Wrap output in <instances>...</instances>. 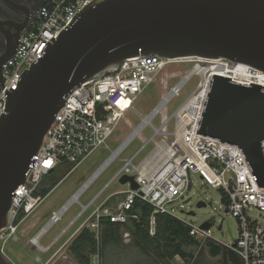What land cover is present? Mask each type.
<instances>
[{
  "label": "water",
  "instance_id": "obj_1",
  "mask_svg": "<svg viewBox=\"0 0 264 264\" xmlns=\"http://www.w3.org/2000/svg\"><path fill=\"white\" fill-rule=\"evenodd\" d=\"M19 46L20 39L0 57L6 96L0 116V231L12 222L15 191L20 185L32 188L26 179L70 95L126 60L148 56L225 60L264 74V0H94L42 55L35 54L17 89L8 92L1 69ZM197 134L239 147L264 188V86L211 76ZM119 183L139 189L134 176L123 175ZM213 225L205 222L201 228ZM222 258L228 264L226 246Z\"/></svg>",
  "mask_w": 264,
  "mask_h": 264
},
{
  "label": "built area",
  "instance_id": "obj_2",
  "mask_svg": "<svg viewBox=\"0 0 264 264\" xmlns=\"http://www.w3.org/2000/svg\"><path fill=\"white\" fill-rule=\"evenodd\" d=\"M93 1H43L30 27L22 33L19 48L1 69L3 85L8 92L11 88L17 89L20 76L26 69L30 70L31 64L36 61L35 54L42 55L47 43L53 37L56 39L70 25L76 14ZM171 61L173 60L158 56L126 60L120 68L109 72L103 78L83 84L69 96L65 102L66 107H62L58 112L51 129L46 134L39 156L35 160L36 164L26 179L32 188L20 185L15 191L12 222L0 231L2 256L6 255L7 241L21 240L19 234L21 225L44 202L46 197L38 194L44 179L64 165H71L74 170L99 148L109 149L108 141L125 115L136 112L137 97L156 82L160 73L174 62ZM221 61L228 63L225 60ZM184 79L163 97L160 103H165L163 110L145 125H143L144 120L150 115L143 117L141 125L127 138L129 139L141 128L129 144L136 138L148 142L141 132L150 127L154 130L153 137L163 136L166 140L173 137L171 143L162 147L160 143L154 141L155 151L142 163L139 165L134 163L137 155L127 161L113 180H119L123 175L134 176L139 189L132 191L129 187L125 192L126 198L117 206L107 205V202L97 206L81 229L86 226L95 232L99 248L102 230L100 220L108 218L111 223L121 225H126L130 220H138V217L130 211L136 200L140 199L154 208L150 218V232L151 235H155V215L166 214L175 217L174 209H170L169 206L189 193L192 187L190 177L194 174L199 175L212 188L223 192L228 203L226 213L239 221L241 231L237 241L233 244H224L215 240L210 230L206 231L186 223L190 228V235L201 245L211 242L221 249L222 246H226L228 252H234L242 264H264V227L251 217L254 210L264 212V188L259 187L239 147L197 134L211 77L202 80L197 90L173 116H168L167 105L189 82ZM167 85L166 81L165 86ZM5 106V91L0 85V116L3 115ZM159 115H162L161 126L157 128L153 121ZM171 121H174L172 133L168 129ZM262 145L264 148V142ZM70 200L59 211L53 213L39 235L29 241L35 242L34 246L39 252L50 251V247L43 248L39 244L40 238L58 224L67 210L78 202L68 206ZM93 205L94 202L88 207L83 206V212L54 240L52 245L55 246ZM129 236L127 232L126 237ZM176 259L181 260L178 256Z\"/></svg>",
  "mask_w": 264,
  "mask_h": 264
},
{
  "label": "rangeland",
  "instance_id": "obj_3",
  "mask_svg": "<svg viewBox=\"0 0 264 264\" xmlns=\"http://www.w3.org/2000/svg\"><path fill=\"white\" fill-rule=\"evenodd\" d=\"M196 60L197 59L177 60L160 73L156 82L151 84L137 97L135 101L136 112L127 113L124 119L120 122L117 130L108 141L109 149L99 148L74 170H72L73 166L65 165L60 167L55 175L44 179L41 187L48 189L52 186L51 188L53 189L45 198L44 202L35 209V211L21 225L19 232L21 240L19 242L8 240L5 244L6 255L5 257L1 254L0 255L5 258L8 264H45L56 248L51 250L50 247L51 252L48 254H42L38 250L27 251L24 243L39 235L42 228L50 220L52 214L59 211L68 203V201L112 157L113 153L117 151L129 135L141 125L143 117L150 115L151 112L161 103L167 92L180 83V81L197 66ZM215 66V63L209 62L204 68ZM210 77L211 72L205 73L203 76H193L182 88L181 93L177 97H174L167 105L166 112L168 116L172 117L187 98L197 90L199 83ZM166 81L168 83L167 86H165ZM161 118L162 115H159L154 119L153 124L155 127L159 128L161 126ZM168 129L170 133L174 131V121L169 123ZM141 135L146 138L148 142L141 141L138 138L134 139L121 154L114 158L115 160H113L99 176H95L97 178L91 180V184L79 197L78 202L73 204L67 210L58 224L52 227L43 237L40 238L39 244L43 248L51 246L52 242L68 228L79 214L83 212V206L88 207L94 202V205L80 217L75 223V226H73V228H71L60 239L57 246L60 245L62 241H64L84 221H86L95 208L103 204L105 202L104 200L113 192V198L109 200L107 204L117 206L120 201L126 198L127 195L125 192L127 191L128 186H123L119 183V180L113 179L122 170L125 163L137 155L134 163L139 165L153 154L156 149L155 142L160 143L162 147H166V144H170L173 140V137H169L167 140L163 136L153 137L154 130L150 127L144 129L141 132ZM163 141H166V143ZM190 180L192 182V187L189 193L183 199L169 206L170 209H174L175 217L196 227H201L205 222H212L214 225L210 232L213 238L224 244H233L238 240L241 229L239 221L231 214L226 213L227 205L223 201L222 191L206 184L199 175L192 174ZM110 201H112V203H110ZM200 201L204 202L206 207L198 208L197 204ZM189 212H194L195 216L187 215ZM251 217L264 227V212L254 210L251 213ZM221 225L222 229L219 230ZM85 228L87 227L84 226L82 229H79L80 232ZM126 233L125 229H123L121 233L123 245L128 246V248H125L126 250L132 251L131 247H134L135 243L131 236L126 237ZM70 244L69 247L67 246L68 248L66 246L61 248L62 255L59 256L60 259L57 261V264H79L71 253ZM104 246L105 244H103L101 230L99 248L97 246V252L91 258V264H94L95 262L98 264H105L106 251H103ZM195 254L196 262L194 264H223L222 254L216 257L213 256L210 247L206 244H202L196 250ZM121 261L122 259L120 262ZM124 262L126 264L129 263L128 261ZM137 264L146 263L141 261ZM171 264H184V262L175 258L172 260Z\"/></svg>",
  "mask_w": 264,
  "mask_h": 264
},
{
  "label": "trees",
  "instance_id": "obj_4",
  "mask_svg": "<svg viewBox=\"0 0 264 264\" xmlns=\"http://www.w3.org/2000/svg\"><path fill=\"white\" fill-rule=\"evenodd\" d=\"M51 187L39 191L38 194L44 198L47 197L53 189ZM223 201L226 205L228 204L224 194ZM130 213L136 215L138 220H130L126 225L111 223L108 218L100 220L106 264H126L124 261H128L127 264H136L138 260L146 264H171L177 256L184 264H192L196 259L195 252L201 244L190 235V228L182 220L166 214H156V232L152 236L150 218L154 208L137 199ZM123 229L130 234L135 243V246L131 247L132 251L126 250L128 246L123 245L121 235ZM206 245L210 247L213 256L222 254L221 247L211 242ZM97 246L95 232L85 228L74 239L70 250L79 264H91V258L97 252Z\"/></svg>",
  "mask_w": 264,
  "mask_h": 264
},
{
  "label": "flooded vegetation",
  "instance_id": "obj_5",
  "mask_svg": "<svg viewBox=\"0 0 264 264\" xmlns=\"http://www.w3.org/2000/svg\"><path fill=\"white\" fill-rule=\"evenodd\" d=\"M44 0H0V57L10 52L26 31ZM196 262V259L192 264ZM0 264H8L0 255ZM224 264V261H223ZM228 264H242L234 252Z\"/></svg>",
  "mask_w": 264,
  "mask_h": 264
},
{
  "label": "bare ground",
  "instance_id": "obj_6",
  "mask_svg": "<svg viewBox=\"0 0 264 264\" xmlns=\"http://www.w3.org/2000/svg\"><path fill=\"white\" fill-rule=\"evenodd\" d=\"M189 59H197L196 63L197 66L191 70L187 76L185 77V81L190 80L193 76H203L205 73L211 72V76H221L230 78L234 82L249 85L251 83H256L260 86H264V74L260 72H254L252 69H250L247 66L244 65H230L229 63L222 62L221 60H208V59H199V58H189ZM185 60V59H181ZM174 62L177 60H173ZM171 61V62H173ZM215 63V67L210 68H204L207 63ZM204 79V78H202ZM165 103L160 104L155 111L150 114L149 117H147L144 121L145 125L146 123H150V121L153 119V117L163 110ZM141 131V128H139L134 135L139 133ZM132 135L129 139H127L115 153L112 155V157L97 171V173L73 196V198L70 200V203L68 206H71L73 203L77 202L79 200V197L82 195V193L85 191V189L91 184V180H94L95 176H99L103 170L116 158L129 144L131 139L134 137ZM35 243V242H34ZM34 247V246H33Z\"/></svg>",
  "mask_w": 264,
  "mask_h": 264
},
{
  "label": "crops",
  "instance_id": "obj_7",
  "mask_svg": "<svg viewBox=\"0 0 264 264\" xmlns=\"http://www.w3.org/2000/svg\"><path fill=\"white\" fill-rule=\"evenodd\" d=\"M65 166V165H64ZM62 167V166H61ZM56 172H57V170L55 171V172H53L50 176H53V175H55L56 174ZM42 186V185H41ZM43 189H45V188H40V190L39 191H41V190H43ZM128 189H129V186H128ZM127 189V190H128ZM117 191V190H116ZM114 194V192L112 193V194H110L104 201L105 202H107L108 203V201L109 200H111L113 197H112V195ZM177 218V217H176ZM184 222V221H183ZM85 223V221L77 228V229H75L64 241H62V245L60 244V245H58L57 246V244L55 245V247H52L53 245V242H52V244H51V246H49V247H51V250H54L53 248H56V250L54 251V253L48 258V260L45 262V264H57V261L60 259V255H62V251H61V248H63V247H69V244L78 236V234L80 233V230L79 229H81V226L83 225ZM75 226V225H74ZM71 228H73V226L71 227ZM70 230V229H69ZM151 233V232H150ZM153 236V235H152ZM25 245V249L27 250V251H34V250H38V249H36V247L34 246V243H30L29 241L28 242H25L24 243ZM72 244V243H71ZM70 244V245H71ZM34 246V247H33ZM49 247H47V248H49ZM67 247V248H68ZM66 248V249H67ZM121 248V247H120ZM123 248V247H122ZM124 249V248H123ZM122 249V250H123ZM51 250L50 251H48V252H46V253H42V254H48L49 252H51ZM138 262H140L139 260H138ZM138 262H136V264L138 263ZM106 264V263H105ZM151 264H154V263H151Z\"/></svg>",
  "mask_w": 264,
  "mask_h": 264
}]
</instances>
